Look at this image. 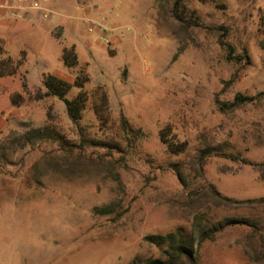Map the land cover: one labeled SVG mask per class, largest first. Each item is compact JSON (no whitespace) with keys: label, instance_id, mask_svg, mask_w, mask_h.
<instances>
[{"label":"rangeland","instance_id":"obj_1","mask_svg":"<svg viewBox=\"0 0 264 264\" xmlns=\"http://www.w3.org/2000/svg\"><path fill=\"white\" fill-rule=\"evenodd\" d=\"M39 1L50 15L34 13L30 30L0 27V59L20 62L0 77V140L47 125L72 146L43 141L0 160V264H138L159 256L144 236L190 231L195 216L247 217L264 234V204L215 207L191 195L211 183L236 199L264 197L257 168L223 156L264 162L263 105L221 113L215 104L264 91V0ZM71 47L77 65L66 68L61 51ZM45 74L87 78L77 122L57 97H39ZM122 117L142 131L132 143ZM162 131L184 152L169 153ZM207 145L221 154L200 175L194 159ZM112 203V214L93 211ZM248 233L234 227L205 242L202 263L264 264L245 254Z\"/></svg>","mask_w":264,"mask_h":264},{"label":"trees","instance_id":"obj_2","mask_svg":"<svg viewBox=\"0 0 264 264\" xmlns=\"http://www.w3.org/2000/svg\"><path fill=\"white\" fill-rule=\"evenodd\" d=\"M180 17V16H177ZM221 30L220 27L215 28ZM224 35V34H223ZM220 44L230 49L228 43H223L220 39ZM238 60H244L245 54L238 55ZM61 61L66 68H73L77 65V55L73 47L63 48L61 51ZM20 62L12 65L10 58L0 59V77L14 75ZM87 78L75 77L73 82H69L55 74H45L42 78V85L45 88V92L39 97H57L61 100L66 108V112L69 118L73 122H77L80 119L81 112L86 102V94L82 91L84 83ZM72 88L80 89V92L72 99H68L66 95ZM15 97V98H14ZM12 97V102L16 103L21 99L20 94H16ZM261 104L264 107V91H261L255 95H243L240 93L235 94L231 101H222L219 98H215V104L217 109L221 113L231 112L247 104ZM98 114V113H97ZM121 125L126 134L127 140L132 143L135 139L140 138L142 131L131 128L127 120L122 117ZM56 141L63 150H69L72 146L63 135H61L53 127L43 126L38 128H32L25 133L8 138L6 140H0V160H6L11 158L13 153L18 148H24L26 146H34L37 143L43 141ZM162 144L166 146V150L174 155L180 154L185 150V143H177L169 141L163 131L160 135ZM82 143L105 146L108 149L118 148L117 144L102 143L99 141H91L82 139ZM217 149L212 145H207L197 151L194 159L195 171L202 175L203 165L205 160L212 155H218ZM225 158L231 161L241 162L245 165L255 166L259 172V178L264 180V162L256 164L253 161L234 156L232 154L223 155ZM175 171L179 181L185 186L184 175L179 169L178 165H175ZM194 196L195 202L203 200L215 207H228L234 208L237 206H255L263 205V198L254 199H236L223 195L216 187L211 183H206L199 190L191 193ZM93 211L97 214H112L115 212L114 205L109 204L102 207H95ZM248 227L249 233L247 234V242L245 244L244 252L249 259L258 263L264 258V234L260 231L257 223L247 217H224L222 219L212 220L195 216L194 222L190 231H184L182 228H177L174 231L165 234H151L144 236V241L148 244L156 247L159 250L158 257H150L145 260H136L138 264H203L201 260V247L207 241H214L219 234L227 229L234 227Z\"/></svg>","mask_w":264,"mask_h":264},{"label":"built area","instance_id":"obj_3","mask_svg":"<svg viewBox=\"0 0 264 264\" xmlns=\"http://www.w3.org/2000/svg\"><path fill=\"white\" fill-rule=\"evenodd\" d=\"M43 11V18L50 15V11L43 10L39 0H0V17L7 11L14 19H25L33 11ZM49 14V15H48Z\"/></svg>","mask_w":264,"mask_h":264},{"label":"crops","instance_id":"obj_4","mask_svg":"<svg viewBox=\"0 0 264 264\" xmlns=\"http://www.w3.org/2000/svg\"><path fill=\"white\" fill-rule=\"evenodd\" d=\"M41 7L43 10L50 11L45 4H41ZM38 13L42 16L43 11H33L31 12L27 18L25 19H14L7 11H3V15L0 17V27H4L8 30L9 33H12V35H17L20 33L27 32L32 27L26 25L29 24L28 20L31 19V17L34 15V13ZM43 17V16H42Z\"/></svg>","mask_w":264,"mask_h":264}]
</instances>
